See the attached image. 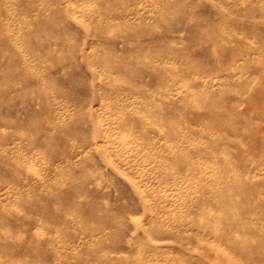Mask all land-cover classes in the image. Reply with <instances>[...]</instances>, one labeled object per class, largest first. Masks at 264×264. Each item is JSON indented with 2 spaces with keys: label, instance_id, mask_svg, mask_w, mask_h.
<instances>
[{
  "label": "rangeland",
  "instance_id": "374dc122",
  "mask_svg": "<svg viewBox=\"0 0 264 264\" xmlns=\"http://www.w3.org/2000/svg\"><path fill=\"white\" fill-rule=\"evenodd\" d=\"M221 30L258 42L264 0H0V264H33L40 239L150 230L210 232L264 264V186L244 170L258 106H232L257 53L234 39L237 53L214 55ZM218 137L244 178L235 204H198L218 191L202 153Z\"/></svg>",
  "mask_w": 264,
  "mask_h": 264
},
{
  "label": "bare ground",
  "instance_id": "6f19581e",
  "mask_svg": "<svg viewBox=\"0 0 264 264\" xmlns=\"http://www.w3.org/2000/svg\"><path fill=\"white\" fill-rule=\"evenodd\" d=\"M246 15L251 19L257 18L252 9L248 10ZM253 34L257 37L260 36L258 42L249 41L244 37V34L237 36L232 30H221L220 33L212 34L207 38L208 45L206 48H211L210 51L214 55L228 54L231 56V54L239 51L238 49L228 48V45L232 44L231 42L235 39V46L243 48L246 46L245 43H248L247 47L257 53L255 57L256 65L245 68L249 79L243 84L242 92L232 106L251 104V109L258 106L255 119L252 126H250L249 134L246 136V140L250 142V145L255 146L258 150V164L250 163L247 165L244 163V170L247 173L246 175L258 170V186L261 187L264 186V33L256 30ZM233 36L237 37L234 38ZM177 38L176 36L174 39ZM254 81H256V84H254ZM250 87H252L255 98L253 101L243 96V93ZM241 117L242 115L231 110L228 120L236 122ZM254 135L257 138V140L255 139L256 142L252 140ZM220 139L218 137L212 142V145L204 146L205 150L202 152L207 157H217L218 159L217 162L206 164L212 169L209 176L213 178L214 184L218 186L217 194L213 197L203 194L198 198V204H235L234 196H228V191H238L240 189L239 184L243 181L244 175L234 170L229 164V155L225 148L219 147ZM240 145L235 144L236 148L241 151ZM180 157V163L184 167L186 162ZM190 167L193 169L198 168L192 162H190ZM253 192L257 197L256 201L264 206V191L261 193L258 191L257 193L254 189ZM242 195V203L249 204L250 200L247 193L244 192ZM229 207L232 208V206ZM234 214L238 215L237 212L232 210V217H234ZM227 215L230 216L229 212ZM220 221L225 223V216L220 218ZM224 229L232 234L231 232L237 230V227L236 225L224 224ZM209 233L162 234L157 230H150L145 231L143 236L127 237L64 235L46 241L38 240L32 248L31 259L33 264H245L241 261L236 262L223 250L216 249V244L211 240ZM236 247L238 250L246 248L245 245Z\"/></svg>",
  "mask_w": 264,
  "mask_h": 264
}]
</instances>
